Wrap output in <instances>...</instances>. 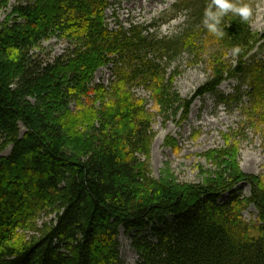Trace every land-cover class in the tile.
Wrapping results in <instances>:
<instances>
[{"label":"trees","instance_id":"1","mask_svg":"<svg viewBox=\"0 0 264 264\" xmlns=\"http://www.w3.org/2000/svg\"><path fill=\"white\" fill-rule=\"evenodd\" d=\"M209 3L182 1L192 7L194 22L176 37L159 39L136 25L110 28L105 16L111 0H17L0 28L1 146L12 147L0 157V264H123L121 228L140 264H264V182L238 168L237 148L229 144L208 153L218 171L202 182L177 183L169 174L156 179L148 163L150 125L141 104L126 93L139 79L156 83L160 92L156 58L194 48L204 32L223 49L239 51L235 66L214 62L213 75L196 96L212 94L230 105L243 103L246 95L251 112L264 119V57L248 56L261 40L264 49V34L229 12L219 26L223 37L215 36L203 24ZM53 36L69 39L74 48L43 65L31 53ZM109 64L115 77L110 88L94 85L96 70ZM226 79L237 82L232 94L219 90ZM111 90L114 99L106 101ZM33 94L37 103L26 100ZM84 95L94 96L99 108L89 104L72 116L70 99ZM190 104L184 103V117ZM98 119V133L78 131ZM16 165L24 176H15L21 183L12 203L32 199L10 214L2 176ZM240 183L251 185L250 196L235 190ZM250 205L258 210L255 221L243 217Z\"/></svg>","mask_w":264,"mask_h":264},{"label":"rangeland","instance_id":"2","mask_svg":"<svg viewBox=\"0 0 264 264\" xmlns=\"http://www.w3.org/2000/svg\"><path fill=\"white\" fill-rule=\"evenodd\" d=\"M181 1L184 0H111L105 21L112 29L136 25L144 27L147 35L159 39L173 38L194 22L192 7L184 6ZM16 2L17 0H9L7 3L0 1V28L11 16ZM233 2L237 5L247 4L251 8L252 15L249 19L251 29L263 35L264 0H233ZM203 33L194 48L182 49L174 57L156 58L164 84L159 89L160 92L156 91V83L145 79H139L126 86V93L131 94V102L136 106L141 104L140 110L144 121L150 125L148 132L152 134V141L148 163L152 176L161 179L169 174L177 183L202 182L207 175L215 176L218 171L216 157L208 153L227 148L230 144L237 148L238 168L264 182V119L259 117V114L254 115L251 112L249 97L243 95V103L219 105L211 94L196 96L197 91L213 75L214 62L217 59L225 62L226 66H235L238 59L233 49H223L224 45L221 41ZM259 44L248 56L255 54L259 57L264 56V49L258 47ZM73 48L69 39L53 36L43 40L31 54L38 62L45 65L44 63L53 62ZM155 56L158 54H149V58ZM113 70V64L100 67L94 73L93 84H102L109 89L111 82L115 80ZM236 84L234 79L225 80L219 90L225 94L233 93ZM90 87L93 85L90 84ZM243 90L248 89L245 86ZM163 93L166 94L164 97H162ZM110 99H114L112 90L108 91L105 100ZM26 100L31 103L39 101L36 94L27 96ZM94 100V96L90 95L71 98L68 104L71 115L78 116L76 113L84 111L86 109L84 107H88L89 104L97 110L99 103ZM188 100H191V104L187 116L184 117V103ZM250 114L254 115L253 120ZM85 120L91 121L88 117ZM77 129L83 133L82 135L98 133L103 129V122L99 119L92 121L91 124L84 122ZM21 130L24 132L25 128L22 126ZM169 137L175 139V143H168ZM3 140L0 135V157L8 155L11 151V146L6 148L1 146ZM137 155L142 161L145 160L142 153ZM21 170H23L21 165L20 167L16 165L2 176L9 197L8 205L5 206L6 213L8 211L10 214H16L19 208H27L30 203L26 201L30 195H27L26 199L16 198L15 203H12V195L16 194L21 183L15 176L22 174L24 176ZM237 188L243 197L250 196V184L241 183ZM52 215L40 216L39 225L42 221L49 220ZM257 215L258 211L254 205L248 206L243 212V217L247 221H255ZM119 240L123 264H140L139 254L124 228H121Z\"/></svg>","mask_w":264,"mask_h":264},{"label":"clouds","instance_id":"3","mask_svg":"<svg viewBox=\"0 0 264 264\" xmlns=\"http://www.w3.org/2000/svg\"><path fill=\"white\" fill-rule=\"evenodd\" d=\"M229 12L240 16L243 21H248L252 15V10L247 4L237 5L233 0H210L204 12V26L215 36L223 37L224 32L219 26L222 18Z\"/></svg>","mask_w":264,"mask_h":264}]
</instances>
